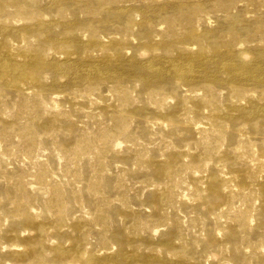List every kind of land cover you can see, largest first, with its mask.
<instances>
[{
  "label": "rangeland",
  "instance_id": "obj_1",
  "mask_svg": "<svg viewBox=\"0 0 264 264\" xmlns=\"http://www.w3.org/2000/svg\"><path fill=\"white\" fill-rule=\"evenodd\" d=\"M0 264H264V0H0Z\"/></svg>",
  "mask_w": 264,
  "mask_h": 264
}]
</instances>
